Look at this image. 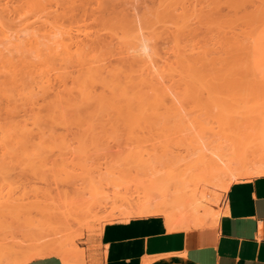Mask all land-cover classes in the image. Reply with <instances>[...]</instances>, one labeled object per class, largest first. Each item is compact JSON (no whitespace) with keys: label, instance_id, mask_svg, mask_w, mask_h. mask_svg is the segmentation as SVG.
Returning a JSON list of instances; mask_svg holds the SVG:
<instances>
[{"label":"rangeland","instance_id":"obj_1","mask_svg":"<svg viewBox=\"0 0 264 264\" xmlns=\"http://www.w3.org/2000/svg\"><path fill=\"white\" fill-rule=\"evenodd\" d=\"M38 1L0 0V9L2 8L0 15L8 18L0 16L1 20L7 23L2 22L8 26L11 22L9 26L11 30H14L16 26L20 27L17 23H25L26 26H30V30L41 29L40 32H45L49 27L47 25H51L49 28L52 27V30L56 32L52 38L54 40L63 38L64 44L69 42L67 46L71 55L78 53L79 49L80 52L88 54L86 52L88 49L89 54H93L94 50L95 56H98L102 55V51L96 48L98 47L96 39H100L101 44L111 43L109 30L106 27L103 28L105 21L111 20L109 18L114 14L119 15L121 11L124 12L121 8L129 9L126 11L141 17L148 13L149 8L150 11L151 8L157 9L159 0H128L130 2L125 4L127 7L123 3L120 4L121 0H114L116 5L112 2L113 0ZM181 1L189 17L187 18L188 28L178 39L179 47L193 48L192 53H203L207 47L214 52H219L225 60L226 75L222 73L216 76H195L187 89L182 88L178 82L174 84L170 82L169 85H172L173 89L169 93L160 91L146 94L147 91H145V95L143 92L142 98L145 97V99L143 98L144 103L141 101L142 103L140 102L138 106L141 109L142 104V118L139 120L112 119L77 122L71 120V122L30 123L26 120L28 113L25 111L32 106L21 107L22 101L18 97H14L16 105L9 104L18 105L21 108H17L21 111L17 113L19 109L13 106H10L14 109H10L9 113H7L9 107L8 111L5 110V107L9 105L7 102L12 101L2 93L9 90L6 92L9 94L11 86L5 84H9L7 80L4 83L1 72L3 71L1 68L7 64L0 63L2 76L0 81L3 80V83H0V90L4 89L1 92L4 98L0 96V120L4 122L10 118L13 119V123H19L27 117L24 123L20 124H26L27 126L24 127L30 132V135H27L22 126L21 130L26 133V136L19 135L23 138L17 139L12 136L9 138L13 141L8 139L10 142L6 141L7 138H3L4 140L0 138L2 140L0 143V244L3 241V244L7 242L15 246L18 244L17 251L20 250L26 254L32 251L30 248H34L42 240L39 245L47 244L46 247H40L47 252L44 258L55 256L61 260V256H67L69 253L67 251L71 250L69 258L67 256L71 264H88L83 249L88 239L95 241L106 223L133 218L126 217L125 212V215L122 214L123 211H134L138 204H144V201L150 200L154 194L158 197L150 200L151 203L156 200L155 203L160 202L168 209L176 211V206L186 197L185 192L188 189H197L195 194L199 195L202 191L209 194L215 201L206 203L207 206L220 212L225 191L212 183L204 185L199 182L200 177L205 175L198 164L203 154H210V151L227 153L231 155L227 156L232 162L239 159L240 165L246 167L264 162L261 159V148L264 149V0H195L193 3V0H186L185 3L184 0ZM186 3H189L188 6L191 3L189 8L185 6ZM156 4L157 7H155ZM107 22L105 24L108 25L109 21ZM23 24L21 25L25 26ZM80 42L87 43L86 46L89 48H84L86 46ZM73 43L81 48L76 49L77 46ZM173 45L169 42L163 48L169 63H174L171 55L174 51ZM34 56V53H28L25 57L27 61L23 62L31 61ZM56 56L54 60L46 58L48 62L45 59L42 60L41 56L35 59V63V60H32L33 65L39 70V72L34 70L36 73L34 77H37V80L42 74L48 73L46 71L52 72L48 92L41 94L45 95L44 99L48 101L59 97L56 96L57 92L61 95L66 87L72 89L73 93L74 83L71 79L73 81L75 75L81 72V66L77 62L70 61V58L66 59L67 57L62 54ZM100 58V64L102 63L103 66L108 68L117 66L125 69L118 55L104 54ZM13 60L14 58L9 62L12 61V65L18 69L15 72L24 75L23 66H15V60ZM60 60L63 64L58 62ZM33 67L29 69L31 72H25L32 73ZM5 73H7L6 69ZM49 73L46 74L48 77ZM96 88L100 87L96 86ZM99 91L102 92L101 88ZM69 92L65 91L61 97L73 96V94L66 95ZM41 99V96L37 99L38 105L46 103ZM171 99L173 102H170ZM5 103L7 105H4L3 109L2 105ZM14 113L17 116L13 115ZM21 113H26L24 118ZM18 123L13 126H17ZM20 124L17 130H20L18 129ZM17 132L19 131H16V134ZM8 146H11L12 150ZM6 149H10L9 153ZM255 151L258 154H253ZM135 205L136 208H134ZM42 211H46V214L50 211V213L55 212L68 218L72 216L74 219L71 218L72 221L70 220L67 227L63 226L56 232H50V229L56 228H51L54 223L52 226L48 223L50 224L48 228L41 224L43 215L40 216L39 212L42 214ZM47 216L49 221L50 217ZM64 217H62L63 220ZM26 220L31 224L30 226ZM59 220L62 219L59 218ZM58 221L53 219L51 222ZM64 221L62 222L66 225ZM22 222L24 226L21 225ZM39 222L44 227H40ZM43 231L46 232L44 233V238L47 237L46 242L43 238L36 239ZM26 235L31 237H29L30 245L29 239L24 237ZM10 237H13L11 242H9ZM7 239L9 240L6 241ZM18 246L23 247L20 249ZM49 249H52L53 253L48 251ZM61 249L63 255H59ZM72 253L80 254V256L76 257L74 256L76 254Z\"/></svg>","mask_w":264,"mask_h":264},{"label":"bare ground","instance_id":"obj_2","mask_svg":"<svg viewBox=\"0 0 264 264\" xmlns=\"http://www.w3.org/2000/svg\"><path fill=\"white\" fill-rule=\"evenodd\" d=\"M185 1L186 0H184V3H185ZM188 1H190V0H188ZM194 1L195 0H193L192 3ZM112 2L115 3L114 0ZM120 2H121L120 3L121 5H122V3L125 5L126 3H129L130 1L124 0V2H122V0H121ZM132 3H133V1H132ZM132 3H130V4L132 5ZM188 4L185 6H188ZM115 5H116V3H115ZM190 5H191V3H190ZM189 6H188V8H189ZM155 7H157V4ZM188 8H187V10H188ZM1 9H0V11H1ZM121 9H123L124 12L123 11H121L120 13L117 12V13H119V15L114 14L111 18H109L111 20H107V21H109L108 25L105 24V23H108L107 21H105V23H103V28L106 27V29L109 30L110 37H111V43L107 44L104 42L103 44H101L102 42H100V39H96L97 40L96 43L98 44V47H96V48H98L100 51H102V55H98V56H95L94 52H96V51H94V50L92 51L94 55L92 53L89 54V51L87 49V47L89 48V46H86L87 43H83V42L82 43L80 42V44H84V46H86L84 48L87 49L86 52H88L89 55L85 52L84 53L80 52L79 51L80 49L78 50V53H74L71 55V52L67 46L69 42L67 44H64L63 38H61V40L60 39L54 40L52 38V37H54V34L56 32L54 30H52V27L49 28L51 25H47L49 27H47L48 29H46L45 32H40V31H42L41 29L40 30L36 29L35 31H33L34 29H32V28H34L35 26L31 28L32 30H30L29 29L30 26H26L25 23L24 24L23 23H17V25L20 26L19 28H17V26L15 25L16 23H15V24H13V26L14 25L16 26V27H14L15 29L12 28L14 30H11V28L9 27V26H11L10 25L11 22L10 23L8 22L9 23V26H8V24H6L7 22L5 20H1V18H0V63H2L3 65L7 64L5 66H8V63L10 64L8 67H5L2 65L3 68H1V64H0V68L3 69V71H1V72L4 76L3 77L4 83L8 81L9 84L8 83H5V84L11 86V87H9L10 88L9 94L6 93L9 90L4 91V89H2L4 91V93H2V94L7 96L9 98V100L11 99L10 101H12V102H9V101L7 102L8 98L5 99L7 104H9V103L14 104L16 101V100H14V97L15 98L18 97L19 99H21L20 101H22L21 103L19 102L21 107L24 108L26 106V108H28L27 105L32 106V107H30L29 110L25 111L26 113H28L27 114L28 119H26L27 117L24 118L26 113L25 114L23 113L24 115L21 113V115L23 116L22 118L26 119L30 123L31 122L32 123H35V122H39V123L46 122L47 123V122H56V121H69V122H71V120H72V122L73 121L77 122V121H81V120L82 121H85V120H87V121L88 120L101 121V120H112V119L123 120V121L128 120V119L139 120L142 118V115H141L142 104L140 106L141 109L138 106H139L140 102L142 101V99L143 98L145 99V97L142 98V96H144V94H145V91H147L146 94L148 92H160V91H164V92H168V93L170 91L172 92L173 88H172V85H169L170 82H171V84L178 82L182 88L187 89L190 87L191 79L195 76H206V75L216 76V75H221L222 73H224V71H225L224 70V65H225L224 61L225 60H224V57H222V55L219 54V52H214L212 49L207 47L203 51V53H199V52L192 53L191 51L193 48L183 49V48L179 47L178 39H179L180 35H182L185 32V29L188 28L187 18L189 17L188 13L186 12V10L184 8V4L181 0H159L157 9L152 10V8H151V11H150L149 10L150 8H149L148 13L142 12V13H145V14L147 13V14L143 15L141 17H138V15H134V14L129 13V11H126L129 9H124V8H121ZM133 9L135 10V8H133ZM0 16L4 17L5 19L7 18V16L5 17V15H0ZM2 21L6 22L5 25H4V22H2ZM9 21H10V18H9ZM21 24H23L25 26H22ZM30 24H32V23H30ZM41 24H42V22H41ZM104 25H106V26H104ZM7 27H9V28H7ZM37 27H41V26H37ZM68 35L69 34H67V36ZM61 36H62V34L60 35V37ZM55 37H56V35H55ZM60 37H57V38H60ZM69 39L72 41L71 38H69ZM76 39H77V37H76ZM74 42H75V39H74ZM108 42H110V41H108ZM169 42L174 44L173 45L174 51H173V54H171L174 58V63H169L167 61V58L165 57L166 52H163V48L167 44H169ZM74 45L77 46L78 44H74ZM71 46H73V45H71ZM75 48L78 49V48H81V46H77ZM99 50H97V51H99ZM82 51H85V50H82ZM188 52H191V53H188ZM13 53H15V54H13ZM28 53H34V55H35L33 57L34 60L40 56L43 58L42 60H44V59L46 60V58L47 59H53L57 54H62L63 56L67 57L66 59L70 58V61L77 62L78 65L81 66V72H78V70L80 69L79 68L77 70V72L80 73L79 76H77V74H78L77 73L75 75L76 77L75 78L73 77L74 78L73 81L71 79V82L74 83V87L72 86L74 88L73 89L74 92L72 93V89H69V88L67 89L66 86H64V87H66L65 88L66 90L63 88L64 91L61 92L62 93L61 95H64L63 93H65V91H68V92L70 91L69 93H66V95L67 94H69V95L73 94V96L61 97L60 93L57 92L58 95H56V96H59V97H56V99L52 98L49 101L44 99L45 95L42 96L41 94H44L49 89V84H51V82L49 83L50 73H52V72L49 73V71H46L49 73V77L47 76L48 73H46L47 75L42 74L40 76L39 80H37L36 79L37 77L36 78L34 77V75L36 74L34 72V70L37 71L38 68H36L33 65L36 62V60L33 63V61H32L33 59L31 58L32 59V60L30 59L31 61L23 62L27 59V58L25 59V57H27ZM223 53H224V51H223ZM104 54H106V55L108 54L109 56L110 55L112 56V54H113V56L118 55V57H119L118 59H119L120 63L125 67V69H121V68H123L121 66H120L121 68H118L117 66H116V68L114 66H113L114 68L113 67L111 68L110 66H109L110 68H108V66L106 67V66L101 65L102 63L100 64V62H101L100 56H103ZM226 54H229V53H226ZM13 58L15 60V66H17V65L23 66L22 70L24 72L23 71L22 72H23V74L25 73L24 75H21L22 73L15 72V71H18V69H16L14 67V65H12L13 64L12 61L9 62ZM60 58H62L61 55H60ZM106 58H107V56H106ZM226 58H227V56H226ZM102 59H104V58H102ZM53 60H52V62H53ZM227 61H229V60H227ZM46 62H48V61L46 60ZM58 62H61V60ZM36 65H38V64H36ZM27 66L33 67L32 73L28 74V72H31L30 70L32 67L28 68ZM79 66H77V68ZM9 67L10 68L14 67L13 69H15V70H13V69L11 70ZM24 67H26L28 69L26 70ZM61 67L63 68V66H61ZM4 68L7 71V73H5V74H4V71H5ZM57 69H58V67H57ZM9 70H10V72H8ZM232 70H234V69H232ZM25 71H28V72L26 73ZM14 72L19 74V75H17V74L15 75ZM37 72H39V70ZM58 72H59V70H58ZM62 72H65V71H62ZM62 72H61V74H62ZM8 73H11V74H8ZM12 73H14V74H12ZM230 73H231V69H230ZM231 74L228 73V75H231ZM0 77H2V76L0 75ZM5 80H7V81H5ZM22 80L23 81L26 80V81L22 82ZM1 82L3 83V80H1L0 83ZM96 86L100 87L102 92H100L99 91L100 88H96ZM72 87H70V88H72ZM96 89H97V91H95ZM3 91L0 90V96H2L1 92H3ZM98 91L100 93H98ZM143 92H144V94H142ZM40 96L43 100L46 101V103H43L44 105H40V104L38 105L37 104V99H39ZM3 98L4 97L2 96V99ZM175 98L176 97H174V99ZM0 99H1V97H0ZM170 102H173L172 99ZM7 104L5 103L2 105L3 109H4V105H7ZM10 104L5 107L6 111H8V107H9V111L7 113L10 112V109L12 110L15 107L16 108L19 107L18 105L14 106L16 104H14V105H10ZM10 106H13L14 108H12ZM21 107H19V108H21ZM137 107L141 110L140 113L138 112ZM19 108H17V110ZM20 111L21 110L19 109L17 111V113ZM11 112L13 113V111H11ZM13 115L17 116L16 113H14ZM21 115H20V117H21ZM24 119L21 122L24 123V121H25ZM6 120H4V122H1V120H0V122H1L0 125H2V126H0V138L1 139L7 138L6 141L10 142L8 139H11V141H13V140H12V138H9V137L14 136V137H17V139H18L19 137L23 138L20 135L23 136L26 133H28L27 135H30V132H28V130L24 127L26 124L23 125V123L20 124L21 122H19V123L16 122V123H18L17 126H19V124L21 125L20 127H18V129L20 128V130H17V126H13L14 124H16V123H13V119L9 118V120L8 119H6ZM6 122H8L9 125ZM4 123H5V125H4ZM12 123H13V125H12ZM6 125H8V126H6ZM22 126H23V129L26 133L21 130ZM16 131H19V132H17L18 135L16 134ZM1 139H0V143H2ZM7 142H4V143H7ZM1 146H2V144H1ZM3 146H4V148H6L5 145H3ZM8 148L11 149V146H8ZM9 150H7L8 153H9ZM261 150H262L261 159L264 160V149L261 148ZM257 151L260 152L258 149H257ZM257 151L253 152V154L256 153ZM209 153L210 154H203L201 159H199V162H198L200 168H202L203 172L205 173V175H202L200 177L199 182L203 183L204 185L212 183L213 185H217L221 190L226 191L228 186L234 180H237L239 178H250V177H254V176L264 175V162H260V164H257L254 166L251 165L250 167L249 166L246 167L245 165L241 166L240 165L241 160L235 159L234 156H233V159H235V160H233V162H232L231 158L227 156L230 154H227V153L224 154L223 152H219V151H210ZM256 154H258V153H256ZM232 164H234L235 166L232 167L231 166ZM127 188H129V187H127ZM135 188H137V187H135ZM125 189H126V187H125ZM130 189H129V191H130ZM184 189L186 190V188H184ZM197 191H198L197 189H193V190L188 189L185 192L186 197L180 202V204L178 206H176V211L168 209L167 207L162 205V203H160V202L155 203L156 200L153 201V203H151L150 200L158 197V196L155 197L154 196L155 194H154L151 197V199L149 198L150 200H148V199L145 200L144 201L145 203L143 202L144 204H142V203H140L141 205L138 204L137 208L135 205L134 208H136V209L134 211H131V212L123 211L122 214H124V212H125L126 217H129V218L130 217L141 218V217H151V216L160 215V216L164 217L166 227L169 231L179 230V229L197 228V227L205 225L209 222H214L220 214L219 211L214 210L213 208L207 206V204H206V203H211V202L214 203L215 200L212 199L209 194H207L203 191L199 195H196L195 192H197ZM189 192H191V193H189ZM124 198H126V197H124ZM146 201H149V202H146ZM45 212L46 211H42V214H41V212H39L40 216L43 215L41 217L43 219V223L41 221L40 222L44 226L46 225L45 228L47 226L49 227L50 224L52 226L53 223H54V225L56 224L58 226L60 224L62 225L61 227L60 226L57 227L56 225L54 227V225H53L51 228L52 229L56 228L55 230L46 229V230H49L50 232L51 231L56 232V231L60 230V228H62L63 226L67 227L70 224V220L72 221V219H74V218H72V216H70L72 218L71 219L68 217H64L65 215L62 216V215L57 214L55 212H54L55 214L50 213L51 211L48 212V214H46ZM50 214L51 215L53 214V215L51 216ZM47 215H49V217H50V220H49L50 222L48 221L49 218ZM55 215H56V217H55ZM57 216H58V218H57ZM59 216L64 217V220L65 219L66 220L64 221L63 218L59 217ZM119 216H116V217L119 218ZM123 217H125V216H123ZM27 218L28 217H26V219ZM45 218L47 220V224H46ZM59 218H61L62 220H59ZM16 219H18V218H16ZM51 219L52 220L55 219V221H58V220L59 221L57 223L51 222L52 221ZM62 221H64V223H66V225L63 224ZM40 222H39V224H40ZM48 223H50V224H48ZM28 224H29V226L31 225L29 222H28ZM41 224H40V227H44ZM19 225H20V223H19ZM21 225H23V222ZM35 228H38V227H35ZM20 229H22V226H20ZM40 229H42V228H40ZM32 232H31V235L33 236ZM44 233H46V232L43 231V233H39V238H36L34 236H33V238L34 239L36 238L38 240H40V238H43V241L46 242L47 237H45L46 238V240H45ZM36 234H34V235H36ZM40 234H43L42 235L43 237L40 236ZM49 234L50 233H48V231H47V235H49ZM27 235H29V234H27ZM27 235L24 237L25 238L27 237L29 239L28 244L30 245V238L31 237L29 236L30 237L29 238ZM47 235H45V236H47ZM12 238L10 237L9 242H11ZM8 240L9 239H7L6 241H8ZM12 242H15V241H12ZM36 242L38 243L37 240H36ZM41 242H42V240L39 242V244ZM3 243H4V241L0 244V264H26L30 261L44 258L47 255V252L44 249L43 250L40 249V247H42V246L46 247L47 244H46V246H45V244L44 245L38 244L37 246L35 245L34 248L29 247L30 249H32V251L24 254L19 249H18L19 251H17L16 246L18 244L15 246V244L10 245L8 242H7V244L6 243L3 244ZM16 243H18V242L16 241ZM19 244H20V242H19ZM21 245H23V244H21ZM33 245H34V243H33ZM22 247L18 246V248H20V249ZM108 247L109 246L106 245L107 259L110 258V255L108 254ZM28 249H26V250L29 251ZM46 250H47V248H46ZM51 250L52 249H49L48 251H51ZM27 251H25V252H27ZM55 251H56V248H55ZM60 251H61V253L59 254V252H58L57 254L63 255L64 254V253H62L63 250L61 249ZM70 251L68 250L67 252L70 253ZM72 252H74V251H72ZM69 253H68V255H69ZM72 254L74 255L76 253H72ZM67 256H64V255L61 256V262L63 264H71L70 260L68 259L69 256H68V258H67ZM74 256L79 257L80 254H78V255L76 254ZM33 263H35V262H33Z\"/></svg>","mask_w":264,"mask_h":264},{"label":"crops","instance_id":"obj_3","mask_svg":"<svg viewBox=\"0 0 264 264\" xmlns=\"http://www.w3.org/2000/svg\"><path fill=\"white\" fill-rule=\"evenodd\" d=\"M83 249L88 264H264V175L231 182L214 222L173 231L160 215L109 222Z\"/></svg>","mask_w":264,"mask_h":264}]
</instances>
